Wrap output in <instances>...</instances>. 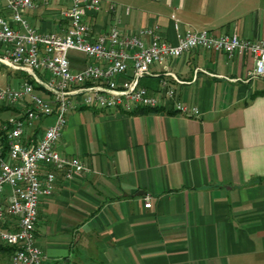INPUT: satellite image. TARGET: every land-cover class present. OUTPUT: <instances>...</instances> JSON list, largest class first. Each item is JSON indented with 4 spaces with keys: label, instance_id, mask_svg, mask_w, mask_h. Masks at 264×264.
<instances>
[{
    "label": "crops",
    "instance_id": "obj_1",
    "mask_svg": "<svg viewBox=\"0 0 264 264\" xmlns=\"http://www.w3.org/2000/svg\"><path fill=\"white\" fill-rule=\"evenodd\" d=\"M70 1L48 0L25 16L56 28V10ZM110 1L118 9L108 13ZM175 17L181 31L264 38V0H103L92 24L97 31L113 21L123 30L158 24L175 41ZM69 58L74 68L87 61L73 50ZM167 64L185 80L171 79L176 97L199 115L176 111L174 98L143 112L88 105L68 112L55 146L90 169L58 173L52 193L39 199L35 234L45 264H264V78L245 79L253 55L198 47ZM151 69L141 82L161 95V79L170 77L161 64ZM11 70L24 80L25 71ZM1 110L10 113L0 129L22 111L0 103ZM52 118L38 120L29 136ZM9 263L0 249V264Z\"/></svg>",
    "mask_w": 264,
    "mask_h": 264
},
{
    "label": "built area",
    "instance_id": "obj_2",
    "mask_svg": "<svg viewBox=\"0 0 264 264\" xmlns=\"http://www.w3.org/2000/svg\"><path fill=\"white\" fill-rule=\"evenodd\" d=\"M47 4L48 0H0V63L28 75L19 85H0V103L22 110L9 115L0 129V241L13 247L9 264H45L46 254L35 234L39 199L52 193L58 173L71 178L90 169L80 156L55 146L71 109L88 105L132 110L167 106L174 98L176 111L197 116V105L176 97L171 79L185 80L167 62L198 47L228 56L249 51L254 66L245 79L264 78L263 37L250 39L206 27L181 31L176 17L175 41L158 24L123 30L113 21L97 31L92 19L103 0H71L56 10L54 16L61 20L56 28L32 25L25 13ZM117 9L115 2L107 3L108 13ZM70 50L86 56L84 66H71ZM152 64H161L170 77L161 79V95L150 93L141 82L152 74ZM199 68L203 69L195 68L194 75ZM51 115L50 122H43L41 130L29 136L38 120ZM151 199L144 195L145 207L151 206Z\"/></svg>",
    "mask_w": 264,
    "mask_h": 264
},
{
    "label": "rangeland",
    "instance_id": "obj_3",
    "mask_svg": "<svg viewBox=\"0 0 264 264\" xmlns=\"http://www.w3.org/2000/svg\"><path fill=\"white\" fill-rule=\"evenodd\" d=\"M73 51L79 52L76 50H73ZM23 73H24L23 79L25 80V78H28V75L25 72H23ZM22 81H23L22 77L19 74H16L10 68H8V67H6L0 63V85L9 84V85H15L16 86V85H19V83ZM9 113H10L9 110H1L0 111V117H6ZM0 243L5 244L4 242H1V241H0Z\"/></svg>",
    "mask_w": 264,
    "mask_h": 264
},
{
    "label": "trees",
    "instance_id": "obj_4",
    "mask_svg": "<svg viewBox=\"0 0 264 264\" xmlns=\"http://www.w3.org/2000/svg\"><path fill=\"white\" fill-rule=\"evenodd\" d=\"M264 92V90H262ZM156 110V109H159V107L155 106V107H148V106H142V107H138V108H135V109H132V110H127V111H130V112H143V111H148V110ZM0 249H6L8 250V252H11L13 247L10 246V245H7V244H2L0 243Z\"/></svg>",
    "mask_w": 264,
    "mask_h": 264
}]
</instances>
